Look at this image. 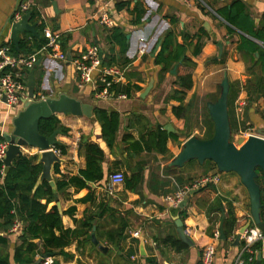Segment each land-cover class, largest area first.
Wrapping results in <instances>:
<instances>
[{"label": "crops", "instance_id": "1", "mask_svg": "<svg viewBox=\"0 0 264 264\" xmlns=\"http://www.w3.org/2000/svg\"><path fill=\"white\" fill-rule=\"evenodd\" d=\"M229 1L0 0V46L13 42L12 17L20 2H28L31 8L36 7L39 11L36 23L29 19L30 24L38 28L37 24L43 23L44 29L60 34L62 51L74 57L94 45L100 47L102 60L105 54L118 55L120 46L109 40L113 30L118 28L127 37L126 57L131 60L123 68L118 66L124 73L120 83L141 88L133 91L131 96L115 93L100 96L98 70L93 72V82L85 84L70 59H54L48 53L39 56L34 76L38 97L66 93L93 107L91 116L56 114L70 130L68 134L57 136L67 151L63 155L58 153L64 161L59 164L58 173L53 171L54 179L79 175L86 168V142L98 144L104 151L102 180L90 182L86 188L70 186L58 194L65 227L76 228V219L80 220L88 211L99 213L105 210L101 220L106 227L116 217H125L128 222L119 248L108 244L104 238H98L97 233L99 244L96 245L91 234L90 240L83 236L65 248L70 257L65 254L50 256L52 264H200L203 248L214 241L217 242L215 264H237L240 258L248 264L256 263L260 251L252 249L254 243L247 244L242 236L237 240L239 228L252 219L251 197L241 177L233 171H220L209 160L200 163L198 159H191L182 166L172 164L188 137L196 135L204 139L206 134L214 133L215 124L208 105L219 99L226 73L230 88L234 84L240 88L233 103L238 125L242 129L246 127L240 133L260 134L264 131V97L250 95L248 82L252 76L247 70L248 64L236 49L239 33L230 31L229 23L217 13V9ZM243 1L256 22L260 21L264 0ZM123 2L127 5L118 10L117 5ZM138 3L146 11L141 20H138L137 13H132ZM105 6L115 21L112 27L99 20ZM170 32L178 43L187 46L186 54L196 62L193 86L187 90L182 102L172 97L174 90L182 89L176 83L177 66L164 72L155 61L162 41ZM26 33H19L18 38L25 37ZM218 42L224 44L222 62L219 61L221 58L218 59ZM197 43H202V49L195 56L193 50ZM31 70H23L27 80ZM151 81L152 88L143 96ZM27 95L15 109L5 100L0 101V137L14 130V119L23 109ZM180 105L186 107L182 117L174 112V107ZM98 108L119 115L117 137L112 146L105 139L102 124L95 116ZM168 126L171 129H167ZM161 131L167 135V153L161 150L162 142L158 136ZM56 150H59L58 146ZM22 153L34 155L39 149L24 146ZM116 171L123 172L127 178L141 176V179L132 188H126L124 181L110 193L109 177ZM215 174L220 178L218 184L205 189L196 188L197 191L189 196L187 206L172 207L166 201L168 194L190 186L198 178ZM58 201L50 203L48 208ZM228 203L234 206L237 217L236 230L230 237L224 230ZM71 208L75 209L74 215L64 214ZM177 219L184 222L192 241L179 250L163 241L168 236L181 239ZM254 227L257 225L252 222L249 229ZM221 230L225 239L221 238ZM216 231L220 232L217 240L214 238ZM136 232L139 236L134 234ZM19 234L13 233L11 251Z\"/></svg>", "mask_w": 264, "mask_h": 264}, {"label": "trees", "instance_id": "2", "mask_svg": "<svg viewBox=\"0 0 264 264\" xmlns=\"http://www.w3.org/2000/svg\"><path fill=\"white\" fill-rule=\"evenodd\" d=\"M126 5L124 2L120 3L117 5V9L119 10ZM29 11H31L30 22L36 23L39 11L36 7H32ZM132 13H137L138 20H141L146 11L138 3ZM217 13L229 23L230 31H238L239 33L240 38L236 49L248 64L247 70L252 76L248 82L250 95L264 97V47L259 44V42L264 43V12L260 21L256 22L243 0H230L222 8L217 9ZM37 27L38 36L28 32L25 37L19 38V49L15 47L13 42L8 44L13 55L29 56L46 46L48 39L44 34L45 25L43 23L37 24ZM175 37L170 32L168 37L162 41L155 61L156 64L162 66L164 72H168L174 66H177L176 83H179L182 89L174 90L172 97L178 98L182 102L187 95V90L193 86V73L196 62L186 54L187 46L184 43H178L174 39ZM109 40L116 42L120 46V51L118 55L115 53L105 54L102 60L103 66H121L123 68L128 65L131 60L126 57L129 47L126 35L116 28ZM201 47L202 43H197L193 50L195 56L200 54ZM256 53H258V57ZM224 58L222 57L219 61H224ZM235 85L237 84L230 88L228 97L232 135L246 130V127L242 129L236 120L233 103L239 94L240 88L235 87ZM104 86V84H101L100 90ZM137 90H141V88L131 83H114L110 88L111 93L127 96H131L133 91ZM185 109V106L180 105L174 107V112L178 117H182L185 115ZM95 113L97 120L102 124L105 139L112 146L117 137L119 115L115 112L108 113L102 108L96 109ZM39 130L42 135L48 137L56 130H59L62 134H68L70 129L62 124L58 115L53 114L48 118L41 119ZM213 135L214 133L206 134L203 138L210 139ZM158 136L162 142L161 150L167 153L166 132L161 131ZM58 149L62 155L67 151L64 144L59 145ZM85 153L86 168L79 175L56 178L57 192L46 180L37 184L43 169L42 163L38 162V154L27 155L21 153L17 155L6 176L4 175L5 163L0 162V264H36L38 260H41L39 264H43L44 256L47 254H50V256L65 254L70 257L71 255L65 252V248L70 246L74 240L83 236L90 240L94 225L97 227L98 238H104L108 244L116 248L120 247L121 239L128 225L125 217L114 218L112 222L108 223L109 227H106L101 220L105 215V210L99 213L88 211L83 218L76 219V228L72 229L65 227L63 215L60 213L57 204L48 208L50 203L58 201V194L65 192L68 187L86 188L90 182H98L104 178L102 166L104 151L101 147L98 144L86 142ZM59 170V164L55 165L54 171L58 173ZM256 171L258 173L256 180L262 193L261 219L264 222V171L261 167H257ZM140 179L141 176L133 178L125 176L126 188H132ZM212 185L210 183L199 189H205ZM42 200H45V202L43 203ZM219 206H222L221 209L224 208L220 201ZM74 212L75 209L71 208L64 211V214L74 215ZM16 221H20L22 227L15 247L11 251V238H13L11 229ZM236 226L237 217L234 206L232 203H228L224 223V230L228 237L234 235ZM163 241L178 250L187 246L181 239L172 238L171 236L166 237ZM261 248V241H257L252 245L254 251H260Z\"/></svg>", "mask_w": 264, "mask_h": 264}, {"label": "water", "instance_id": "3", "mask_svg": "<svg viewBox=\"0 0 264 264\" xmlns=\"http://www.w3.org/2000/svg\"><path fill=\"white\" fill-rule=\"evenodd\" d=\"M30 16L31 11L25 14L21 21L12 24V40L17 49H19L20 44L18 38L19 33L27 31L35 36L39 35L36 25H32L29 22ZM218 47L219 59L223 56L224 44L218 42ZM68 55L69 59H71V54L69 53ZM100 56L102 58V53ZM256 56H258V53H256ZM38 65L39 62L37 61V65L30 71L27 81L29 92L24 99L23 109L19 111L14 119V130L10 134L3 135L10 143L4 161V175L6 176L8 174L13 160L17 155L22 153L24 146L35 147L39 149L38 162L43 165L37 184L46 180L53 187L54 191L57 192L53 171L55 165L61 164L64 161L56 152V147L61 145V142L57 139L60 131L56 130L50 136L46 137L40 133V121L43 118H48L57 113L91 116L93 107L89 104L82 103L80 100L66 93H61L56 97L46 96L38 99L35 92L34 80L35 70ZM152 86L153 83L151 81L142 95L145 96ZM221 86L222 92L219 99L208 105L211 118L215 124L213 137L210 139H202L196 135L188 137L182 151L173 160L172 164L182 166L186 161L191 159H198L200 163L211 160L217 165L220 171H233L241 177L251 197L252 219L246 225L239 228L237 240H240L242 234L250 228L252 222L261 230H264V222L261 219L262 193L261 187L256 180L258 177L256 168L261 167L264 171V131H260V134L237 133L235 138H233L228 107L230 81L227 73ZM169 128L171 129L170 126L167 127V129ZM196 191L197 189L190 190L189 194L185 195L180 207L187 206L189 196ZM57 206L63 215L62 206L59 201L57 202ZM176 224L182 241L191 244L192 241L184 227V222L181 219H177ZM96 229L97 227L94 225L92 240L97 245L99 242L96 237ZM221 238H226L223 230H221ZM263 253V251L258 253L255 264L263 263ZM48 256L50 254L45 255L44 258ZM40 262L41 260H38L36 264Z\"/></svg>", "mask_w": 264, "mask_h": 264}, {"label": "built area", "instance_id": "4", "mask_svg": "<svg viewBox=\"0 0 264 264\" xmlns=\"http://www.w3.org/2000/svg\"><path fill=\"white\" fill-rule=\"evenodd\" d=\"M99 16V20L102 24L112 27L115 25L113 17L109 13L107 6ZM31 5L28 2H20L17 10L15 11L12 20L13 24L21 21L25 14L29 12ZM45 37L48 39V43L41 50L33 53L29 56L13 55L11 53L10 45L6 44L0 46V101L5 100L11 108H17L22 98L28 93L27 77L24 76V69H33L39 59V56L43 53H48L50 57L58 60H69L68 53L61 49V36L58 33H53L50 29H44ZM259 44L264 47L263 42ZM101 50L98 45H94L88 48L86 52H83L77 56H71V61L75 64L77 71L80 74V78L83 83H92L94 70L99 71V81L103 85V89L99 91L100 96H107L111 94L110 88L114 83H120L123 79V70L118 66L106 67L102 64V58L100 56ZM74 57V58H73ZM254 134V133H250ZM10 143L4 138L0 137V162L4 163L7 156ZM57 153H61L56 150ZM220 178L217 174L212 176H206L196 179L190 186L180 189L172 194H168L165 199L172 207H178L183 201L185 195L189 194L190 190L204 187L207 184H218ZM125 181V175L121 171H116L110 174L108 190L112 193L117 186H120ZM21 222L16 221L11 231L13 233H20ZM139 236V233H134ZM220 237V232L216 231L214 238L217 240ZM247 244H252L257 241L262 242V248L260 251L264 252V233L259 227L247 229L242 234ZM216 244L214 241L208 243L202 252L200 264H215L216 257ZM52 257L44 258L43 264H52ZM237 264H248L244 259H238Z\"/></svg>", "mask_w": 264, "mask_h": 264}, {"label": "rangeland", "instance_id": "5", "mask_svg": "<svg viewBox=\"0 0 264 264\" xmlns=\"http://www.w3.org/2000/svg\"><path fill=\"white\" fill-rule=\"evenodd\" d=\"M235 135H236V134H233V138H235Z\"/></svg>", "mask_w": 264, "mask_h": 264}]
</instances>
